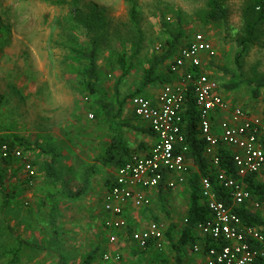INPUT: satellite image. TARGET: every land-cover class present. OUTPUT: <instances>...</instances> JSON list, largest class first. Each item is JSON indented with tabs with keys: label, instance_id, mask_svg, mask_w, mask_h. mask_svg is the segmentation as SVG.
Wrapping results in <instances>:
<instances>
[{
	"label": "rangeland",
	"instance_id": "obj_1",
	"mask_svg": "<svg viewBox=\"0 0 264 264\" xmlns=\"http://www.w3.org/2000/svg\"><path fill=\"white\" fill-rule=\"evenodd\" d=\"M207 2L0 0V135L9 130L29 140L31 146L24 149V160L5 162L0 158L3 187L13 198L4 211L0 193V264H58L53 253L29 245H23L16 260L12 253L18 246L16 235L28 243L53 247L48 209L39 203L45 191L54 190L41 171L45 162H51L50 152L57 155L55 172L72 190L81 187L84 176L93 170L80 199L60 200L59 242L70 264H83L96 249L99 250L93 264H177L179 250L166 239L162 251L151 252H134L127 235L119 232L116 245L106 239L110 233L104 228L107 214L104 219L103 202L108 191L106 181L115 169L95 164L94 160L105 151L114 133L103 118L94 117L92 99L80 91L81 75L72 50L98 41L100 80L114 112L119 114L116 121L142 127L133 116L130 97L141 93L153 99L164 85L171 83L159 82L140 91L144 73L154 57L167 52L169 34H182L175 55L158 68L159 75L169 80L171 61L195 34L203 33L218 52L215 59L204 62L203 72L218 82L223 97L233 106L264 118V89L255 99L252 88L245 83L264 76V24L259 40L247 45L238 62L245 37V0L227 3V22L223 24L204 21ZM122 56L127 75L119 63ZM118 133L131 154L153 144L142 140L146 138L144 134L130 127H120ZM196 167H191L192 173L198 171ZM30 168L37 173L33 188L26 182ZM177 189L164 199L173 205L156 202V209L163 216L134 217L136 226L151 220L162 223L166 231L173 226L176 246L186 226L190 204L189 190L187 196L183 192L178 196ZM106 253L113 256L110 261L104 260ZM180 253L184 263H208L205 256L204 259L193 252L191 244L181 245Z\"/></svg>",
	"mask_w": 264,
	"mask_h": 264
},
{
	"label": "built area",
	"instance_id": "obj_2",
	"mask_svg": "<svg viewBox=\"0 0 264 264\" xmlns=\"http://www.w3.org/2000/svg\"><path fill=\"white\" fill-rule=\"evenodd\" d=\"M217 53L205 34H195L169 65L170 73L180 80L164 85L154 100L142 95L131 98L134 116L152 130L156 140L146 151L132 154L114 173L112 187L103 204L107 214L104 228L110 232V245L118 243L117 233L127 227L128 207L148 208L152 205L151 191L160 187L174 190L187 184L189 145L183 128L189 96L193 97L198 111V129L206 143L205 156L217 171L215 184L229 192L235 206L253 203L256 210L262 209L263 206L253 200L245 179L255 175L264 188V118L227 102L219 91L218 82L203 72L205 58L215 59ZM220 114L230 117L218 123L221 131L218 136L216 121ZM220 145L234 150L238 179L220 170ZM0 158L3 161L24 160L26 152L0 139ZM36 177L35 169L30 168L27 173L29 187L34 186ZM215 184L209 177L200 179L202 200L211 215L195 226L198 238L204 242L196 243L193 252L205 256L207 264H254L264 260V233L244 225L232 208L218 199ZM165 233L162 223L152 221L145 228L134 231L131 240L140 251L148 250L150 244L162 251L166 244ZM111 258L109 253L104 255L105 261Z\"/></svg>",
	"mask_w": 264,
	"mask_h": 264
},
{
	"label": "trees",
	"instance_id": "obj_3",
	"mask_svg": "<svg viewBox=\"0 0 264 264\" xmlns=\"http://www.w3.org/2000/svg\"><path fill=\"white\" fill-rule=\"evenodd\" d=\"M230 0H208L207 10L204 14V21L209 23H226L227 22V8L226 5ZM244 20V31L245 37L243 39V50L239 52L237 61L244 55L247 50V45H254L259 40L260 27L264 24V0H245V7L243 11ZM182 37V34H169L168 40V50L163 56L154 57L151 67L144 73L143 81L141 84L140 91L156 83H166L169 82L167 79H163L159 73L158 68L166 63L175 55L177 44ZM97 43L98 41H93L88 46L76 47L72 50L73 58L77 61L80 72V79L78 85L80 91L88 95L94 103V117L103 118L104 122L111 127V131L114 133L109 145L105 151L95 158L94 163L100 164L103 167H112L117 170L121 168L131 157V151L126 145L124 139L118 133V128L120 127H130L136 132L154 135L152 130L145 129L143 127L134 126L129 123H119L116 121L118 113H115L112 104L109 103V97L107 92L104 90L100 75H99V65L97 58ZM119 63L123 68L124 75L128 74V67L125 63L124 57H120ZM245 83L252 88V94L255 99L260 98L261 90L264 89V76H260L255 79L246 80ZM141 95L137 93L132 95L130 98ZM122 105V103H121ZM122 107V106H121ZM186 111L184 113V128L183 132L186 136L187 143L189 145V152L186 158L192 159L195 165L198 167L197 172H193L190 177H188V187L190 190V204L187 211V223L181 237L176 246L173 240V226L169 228L165 233V239L170 245L175 247L180 252L181 245L191 244L192 248L197 243V236L195 232V226L197 223L202 222L211 213L202 200V189L200 186V179L202 177H209L215 184L216 169L211 166L209 159L205 156L206 143L200 136L198 129V111L195 107V102L193 97H188ZM121 109V108H120ZM121 113V110L119 111ZM140 121V120H139ZM0 139L13 147H21L23 149H30L29 140L20 137L16 134L11 133L9 130H4V134L0 135ZM264 146V137L262 138ZM220 170L224 171L228 175L233 176L238 179L237 167L234 162V150L228 146L220 145ZM51 162H45L42 166L41 171L45 174L47 180L52 184L54 190L50 189L45 191L44 196L39 200L40 204L47 207L49 223L52 228L54 238L53 247L47 248L45 245H37L34 243L25 242L20 236L16 235L18 246L13 250V256L16 260L23 245H29L38 250L48 251L56 255L58 264H70L68 259L61 252V244L59 242L60 235V200L64 199L66 201L72 202L80 199L86 192V185L88 184L89 174L93 171L92 168L88 171L89 174L84 176L82 186L72 190L71 188L64 185L61 179L58 177L54 170V165L57 160V155L54 152H50ZM11 162V161H5ZM114 176L106 181V186L108 190L112 187ZM246 186L250 193L253 195L254 199L260 202L264 208V188L261 185L258 177L255 175H250L245 179ZM4 181L0 175V193L2 195V210H6L13 199L11 194L7 192L4 187ZM60 187V188H59ZM217 190L218 199L223 201L228 207H231L233 212L238 215L242 223L249 227H254L259 229L264 233V215L258 211H253L247 208L245 205L235 206L231 199L229 192L221 186L215 184ZM128 228V227H127ZM9 231L14 234L13 230L9 228ZM125 231V230H123ZM126 232V233H125ZM124 232L127 235L128 240H131L133 230L126 229ZM15 235V234H14ZM208 245L211 243L209 241ZM153 244H150V250ZM179 247V248H178ZM96 249L92 252L83 264H93L97 258ZM146 250V251H148ZM177 250V251H178ZM144 251V252H146ZM177 264H184L181 257L178 255L176 258ZM254 264H264V260H258Z\"/></svg>",
	"mask_w": 264,
	"mask_h": 264
},
{
	"label": "crops",
	"instance_id": "obj_4",
	"mask_svg": "<svg viewBox=\"0 0 264 264\" xmlns=\"http://www.w3.org/2000/svg\"><path fill=\"white\" fill-rule=\"evenodd\" d=\"M37 16V15H36ZM207 60V58H205V61ZM171 74V73H170ZM170 78H169V81L171 82V83H176V82H178L179 80H180V78L177 76V75H173V74H171L170 76H169ZM170 84V83H169ZM220 91V90H219ZM221 93V95L223 96V94H222V92H220ZM158 95V94H157ZM157 95L155 96V95H153L154 96V98L153 99H151V100H154L156 97H157ZM143 96V95H142ZM145 97V96H144ZM226 101H227V99H225ZM229 101V100H228ZM227 101V102H228ZM229 103L231 104V102L229 101ZM132 108V107H131ZM132 113H133V109H132ZM133 116H134V114H133ZM219 116V118H218V120L216 121V127H217V129H216V133H217V135L218 136H220L221 135V131L220 130H218V128H219V126H218V123H219V121H221V120H224V119H228L230 116L229 115H227V114H220V115H218ZM253 116H255V115H253ZM140 122L142 123V127L143 128H145V129H149V127L144 123V122H142L141 120H140ZM150 130V129H149ZM144 136L146 137V138H144V139H142V140H144V141H146V142H150L151 144L153 143H155V136H153V135H147V134H144ZM152 144V145H153ZM143 146V145H142ZM149 146H150V144L148 145V144H146V145H144L143 146V148H142V150H139L138 152L140 153V152H144V151H146L148 148H149ZM137 152V153H138ZM188 162H189V164H190V175H191V173H192V169H191V167L193 166V167H196V165H195V163H194V161L192 160V159H188ZM197 168V167H196ZM116 172V170L114 171V173ZM114 173H112V175L114 176ZM190 175H189V177H190ZM113 176H111V177H113ZM26 182H27V178H26ZM28 185V184H27ZM36 185V179H35V183H34V186ZM33 186V187H34ZM29 187V186H28ZM33 187H30V188H33ZM107 190H108V188H107ZM175 190V189H174ZM188 190H189V187H188V184H186V185H183V186H180L179 187V189H177V192H176V194H178V196H179V193L181 194L182 192V194H184V196L186 195H188L187 194V192H188ZM170 192H172V190H169V189H165V188H163V187H160L159 189H157V190H154V191H151L149 194H150V197H151V199H152V205L150 206V207H148V208H143V209H134V208H131V207H128V209H127V212L125 213V219H126V221H127V227L124 229L125 231H126V229H132L133 231H138V230H141V229H143V228H145L146 226H147V224L149 223V222H151V221H147L148 223L146 224V221H145V223L144 224H146V225H142V226H136V224L134 223V222H136V219H134V217H138V216H141V215H147L148 214V217L150 216V215H156V216H163L162 215V212H159L157 209H156V202L159 200H162L161 202H160V204L161 205H163V206H165V204L168 206V205H173V203L172 202H167V201H165L164 202V199L166 198V196H169L170 195ZM189 192H190V190H189ZM254 198V197H253ZM105 200V199H104ZM254 201H257V200H255V199H253ZM202 202V204H203V201H201ZM40 203V202H39ZM104 203V202H103ZM260 203V202H259ZM261 204V203H260ZM262 205V204H261ZM247 208H249L250 210H253V211H258V212H260V213H262L263 215H264V208L262 207V209H258V210H256L253 206V203H247L246 205H245ZM103 211H104V209H103ZM103 214V217H104V219H105V217H106V213L105 212H103L102 213ZM161 218V217H160ZM146 219V218H145ZM152 219L153 220H155L156 218L154 217V216H152ZM106 231V230H105ZM125 231H121V232H119V233H121V235H124V232ZM106 233L107 234H109L110 232L109 231H106ZM126 233V232H125ZM196 236H197V238H198V234L196 233ZM106 239H107V241H108V237L106 236ZM106 241V242H107ZM204 241H203V239L202 238H198L197 239V243H203ZM109 243V242H108ZM131 244H132V246H133V249H134V252H135V250H137V251H140L138 248H137V245L135 244V243H133L132 241H131ZM154 248L152 247L150 250H148V251H146V252H151V250H153ZM177 250V249H176ZM156 251H158V250H156ZM142 252V251H141ZM144 252V251H143ZM199 256H201L202 258H204L205 259V257L203 256V255H201V254H198ZM179 256L181 257V253L179 252ZM181 260H182V262H183V258L181 257ZM184 263V262H183ZM184 264H187V263H184Z\"/></svg>",
	"mask_w": 264,
	"mask_h": 264
}]
</instances>
